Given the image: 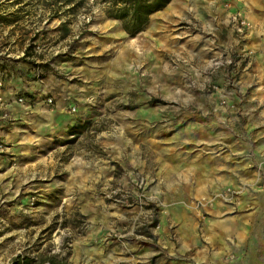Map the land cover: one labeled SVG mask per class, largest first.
I'll list each match as a JSON object with an SVG mask.
<instances>
[{"label":"crops","instance_id":"obj_1","mask_svg":"<svg viewBox=\"0 0 264 264\" xmlns=\"http://www.w3.org/2000/svg\"><path fill=\"white\" fill-rule=\"evenodd\" d=\"M220 1L224 22L219 23L230 31L223 47L227 56H235L234 65L235 58L242 64L236 73L245 97L234 109L242 116L229 105L208 123L194 121L186 129L193 132L185 141L190 145L164 151L152 172L135 162L130 180L145 172L149 200L159 211L146 216V225L139 226L144 217L135 216L125 234L130 217L92 192V179L102 186L112 179L124 182L114 168L103 164L92 173L83 153L75 157L66 150L63 163L48 157L50 169L42 170L44 145L60 139L68 145L74 128L83 125L82 116L72 114L59 95L54 105L44 104L47 90L27 63L1 57L0 264H264V10L241 0ZM237 20L252 31L236 35ZM218 73L213 83L223 91L232 76ZM19 97L26 104L18 103ZM53 151L54 146L45 154ZM225 190L233 193L228 203L218 197ZM192 198L205 199L199 214L187 204ZM64 207L72 212L60 220L69 228L87 224L70 250L58 229ZM138 232L153 234V241H143Z\"/></svg>","mask_w":264,"mask_h":264},{"label":"rangeland","instance_id":"obj_2","mask_svg":"<svg viewBox=\"0 0 264 264\" xmlns=\"http://www.w3.org/2000/svg\"><path fill=\"white\" fill-rule=\"evenodd\" d=\"M180 1L171 13L167 6L153 14L146 29L135 37L122 32L118 21L108 19L101 9L95 8L91 15L80 17L87 22L81 36L77 23L70 25L74 35L62 39L58 18L47 21V13L27 5H35L37 0H0V16L6 18L0 22V59L26 62L34 80L47 90L44 104L54 105L58 95L65 97L68 110L82 116L81 124L90 122L94 134L93 138L75 134L66 146L62 139L44 145V174L50 169L48 157L63 163L66 150L75 157L83 153L92 173L103 164L114 168L124 182L120 179L115 183L112 179L110 185L102 186L92 179V192L103 197L110 209L117 208L123 216L130 217L123 224L124 234L135 216L144 217L139 226L146 225V216L152 217L159 211V205L150 201L145 172L130 180L135 162H144L145 169L152 172L164 151L190 145L185 141L193 132L186 129L194 121L208 123L229 105L234 115L242 116L241 109L234 110L245 97L238 84L240 73H236L242 64L235 58L234 65L231 59L235 56H227L223 47L230 31L225 23H219L223 21L221 1ZM241 1L253 9L264 10V0ZM236 29L238 36L252 31L240 33ZM218 72L232 76L223 91L213 83ZM52 146L55 151L46 155ZM57 166V171L62 172V166ZM221 193L219 199L228 203L231 199H223ZM187 202L198 214L205 205L202 198ZM64 209L58 212V229L65 249L70 250L75 235L81 234L87 224L78 222L76 216L78 229L69 228L60 219L72 211ZM138 230L143 231L140 227ZM138 233L146 237L143 241H153V234ZM124 249H128L125 244Z\"/></svg>","mask_w":264,"mask_h":264},{"label":"trees","instance_id":"obj_3","mask_svg":"<svg viewBox=\"0 0 264 264\" xmlns=\"http://www.w3.org/2000/svg\"><path fill=\"white\" fill-rule=\"evenodd\" d=\"M170 2L171 0H37V4L28 3L27 5L47 13V21L58 18L60 38L65 39L74 35L70 28L71 24L80 23L79 36L85 32L87 22L81 21L80 17L91 15L95 8L101 9L108 19L118 21L128 36L135 37L146 29L150 17L165 9ZM5 19V16H0V22ZM90 126L91 123L86 122L74 128V133L93 138L94 134L92 130L90 131Z\"/></svg>","mask_w":264,"mask_h":264},{"label":"built area","instance_id":"obj_4","mask_svg":"<svg viewBox=\"0 0 264 264\" xmlns=\"http://www.w3.org/2000/svg\"><path fill=\"white\" fill-rule=\"evenodd\" d=\"M236 24H237L236 30L240 33L244 32V31L248 32V31L252 30V26L250 24H247L241 20H237ZM0 85H1V81H0ZM17 101H18V103L25 104V100L22 97H19L17 99ZM232 195H233V193L231 190H225L221 193L222 198L225 200L231 199Z\"/></svg>","mask_w":264,"mask_h":264},{"label":"bare ground","instance_id":"obj_5","mask_svg":"<svg viewBox=\"0 0 264 264\" xmlns=\"http://www.w3.org/2000/svg\"><path fill=\"white\" fill-rule=\"evenodd\" d=\"M174 1V2H173ZM180 0H172V3H170V5H168V8L169 10L167 12L171 13L173 12V9L174 8H177L180 4ZM168 13H163V15H167ZM122 32H124L122 29H121ZM130 41H135L136 39L135 38H129Z\"/></svg>","mask_w":264,"mask_h":264}]
</instances>
